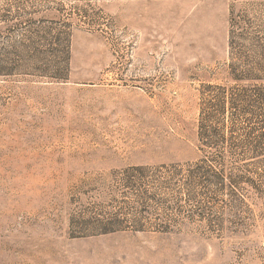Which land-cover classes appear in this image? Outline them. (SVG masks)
I'll return each instance as SVG.
<instances>
[{
    "label": "rangeland",
    "instance_id": "1",
    "mask_svg": "<svg viewBox=\"0 0 264 264\" xmlns=\"http://www.w3.org/2000/svg\"><path fill=\"white\" fill-rule=\"evenodd\" d=\"M233 8L264 36V0H0V264H264V164H245L244 204H208L222 232L88 224L127 212L125 170L202 155Z\"/></svg>",
    "mask_w": 264,
    "mask_h": 264
},
{
    "label": "trees",
    "instance_id": "2",
    "mask_svg": "<svg viewBox=\"0 0 264 264\" xmlns=\"http://www.w3.org/2000/svg\"><path fill=\"white\" fill-rule=\"evenodd\" d=\"M231 14L229 67L233 84L209 83L201 88L202 155L190 162L125 170L121 182L127 212L88 221L100 233H168L186 224H205L210 232H222L230 220L210 218L214 213L208 204L225 196L222 214H227L245 203L241 189L249 186L258 190L248 174L251 170L243 168L247 163L264 164V36L253 29L250 20L243 19L240 11L233 8ZM184 203L190 206L184 210L185 216H148L157 208L181 213Z\"/></svg>",
    "mask_w": 264,
    "mask_h": 264
}]
</instances>
